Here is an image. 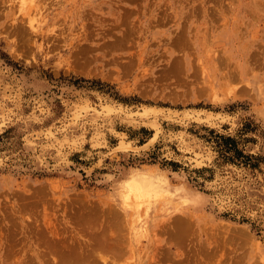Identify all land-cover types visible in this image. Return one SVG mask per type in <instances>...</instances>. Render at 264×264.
Here are the masks:
<instances>
[{"label": "rangeland", "instance_id": "1", "mask_svg": "<svg viewBox=\"0 0 264 264\" xmlns=\"http://www.w3.org/2000/svg\"><path fill=\"white\" fill-rule=\"evenodd\" d=\"M75 263L264 264V0H0V264Z\"/></svg>", "mask_w": 264, "mask_h": 264}, {"label": "bare ground", "instance_id": "2", "mask_svg": "<svg viewBox=\"0 0 264 264\" xmlns=\"http://www.w3.org/2000/svg\"><path fill=\"white\" fill-rule=\"evenodd\" d=\"M158 192H159V191H158ZM150 193H151V190L146 189V190H145V193H144V196H145V197H148V196L150 195ZM159 193H161V192H159ZM157 194H158V193H157ZM145 197H144V198H145ZM150 198H151V197H150ZM122 215H123V214H122ZM123 217H124V216H123ZM123 217H122V218H123ZM114 218H115V217H114ZM116 219H117V218H116ZM123 222H124V220H123ZM123 222H122V223H123ZM125 224H127V223H125ZM119 225H120V224H119ZM123 225H124V224H123ZM120 228H121V227H119V229H120ZM107 229H108V228H107ZM119 229H117V230H119ZM123 229H125V228H123ZM94 230H96V229H94ZM127 230H128V229H127ZM115 232H116V231H115ZM105 233H106V232H105ZM113 233H114V232H112V234H113ZM120 233H121V232H120ZM101 234H102V233H101ZM112 234H111V236H112ZM121 234H122V233H121ZM126 234H127V232H126ZM94 235H95V234H94ZM113 235H114V234H113ZM118 235H119V234H118ZM123 235H124V234H123ZM119 236H121V235H119ZM113 237H116V236H113ZM123 237H124V236H123ZM121 239H122V237H121ZM100 240H101V239H100ZM112 241H113V240H112ZM121 242H122V241H121ZM68 243H69V242H68ZM122 243H123V242H122ZM86 244H87V243H86ZM104 244H108V243H104ZM116 244H117V242H116ZM102 246H103V245H102ZM106 246H108V245H106ZM109 247H110V246H109ZM120 247H121V245H120ZM65 248H66V247H65ZM115 248H116V247H115ZM85 249H86V248H85ZM104 249H105V248H104ZM107 249H108V248H107ZM112 249H113V248H112ZM86 250H87V249H86ZM90 250H91V249H90ZM97 251H98V250H97ZM101 251H102V250H101ZM108 251H110V250H108ZM88 252H89V251H88ZM92 252H93V251H92ZM111 252H113V251H111ZM79 253H80V252H79ZM79 253H78V254H79ZM99 253H100V252H99ZM102 253H103V252H102ZM102 253H101V254H102ZM120 253H121V252H120ZM74 255H75V254H74ZM74 255H73V256H74ZM116 255H118V251L116 252ZM116 255H115V256H116ZM119 255H120V254H119ZM119 255H118V256H119ZM79 256H82V255H79ZM75 257H76V256H75ZM75 257H74V258H75ZM70 258H72V257H70ZM81 258H82V257H81ZM100 258H101V257H99V259H100ZM104 258H105V257H104ZM105 259H106V258H105ZM72 261H73V260H72ZM79 261H80V260H79ZM84 261H85V260H84ZM70 262H71V261H70ZM86 262H87V261H86ZM59 263H60V262H59ZM71 263H72V262H71ZM80 263H81V262H80ZM84 263H85V262H84ZM103 263H104V262H103ZM75 264H77V263H75ZM92 264H94V263H92ZM96 264H97V263H96Z\"/></svg>", "mask_w": 264, "mask_h": 264}, {"label": "trees", "instance_id": "3", "mask_svg": "<svg viewBox=\"0 0 264 264\" xmlns=\"http://www.w3.org/2000/svg\"><path fill=\"white\" fill-rule=\"evenodd\" d=\"M229 141H231V140H229ZM231 148V147H230Z\"/></svg>", "mask_w": 264, "mask_h": 264}]
</instances>
